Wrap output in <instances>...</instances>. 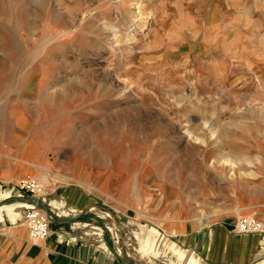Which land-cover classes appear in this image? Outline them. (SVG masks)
<instances>
[{
	"label": "rangeland",
	"instance_id": "374dc122",
	"mask_svg": "<svg viewBox=\"0 0 264 264\" xmlns=\"http://www.w3.org/2000/svg\"><path fill=\"white\" fill-rule=\"evenodd\" d=\"M0 126L130 215L261 207L264 0H0Z\"/></svg>",
	"mask_w": 264,
	"mask_h": 264
},
{
	"label": "crops",
	"instance_id": "0c3cea01",
	"mask_svg": "<svg viewBox=\"0 0 264 264\" xmlns=\"http://www.w3.org/2000/svg\"><path fill=\"white\" fill-rule=\"evenodd\" d=\"M43 156L21 139L0 146V264H264V233L234 230L238 218L250 212L264 222V205L241 206L204 225L163 224L130 215L121 194L113 205L79 181L50 180L55 187L39 198L57 222L34 244L23 220L31 204L18 201L28 197L18 184L29 176L44 177Z\"/></svg>",
	"mask_w": 264,
	"mask_h": 264
},
{
	"label": "built area",
	"instance_id": "2783aa9c",
	"mask_svg": "<svg viewBox=\"0 0 264 264\" xmlns=\"http://www.w3.org/2000/svg\"><path fill=\"white\" fill-rule=\"evenodd\" d=\"M18 186L25 194L29 195L30 197H40L43 195V188L38 186V184L32 180H22L19 182ZM52 215L53 217L55 216L54 213H52ZM23 220L25 221L26 228L28 229L30 240L34 244H37L48 237L51 231L52 221L49 220L47 215L40 209L29 206L24 214ZM234 230L242 234H263L264 223L253 215L241 216L238 218L237 223L234 226Z\"/></svg>",
	"mask_w": 264,
	"mask_h": 264
},
{
	"label": "water",
	"instance_id": "95a60500",
	"mask_svg": "<svg viewBox=\"0 0 264 264\" xmlns=\"http://www.w3.org/2000/svg\"><path fill=\"white\" fill-rule=\"evenodd\" d=\"M18 201L30 203L31 204L30 206L36 207L40 209L43 213H45L47 217L49 218V220H51L52 222H57V219L53 217L46 203H43L39 197H27V198L23 197L19 199ZM126 264H131V263L126 262Z\"/></svg>",
	"mask_w": 264,
	"mask_h": 264
},
{
	"label": "bare ground",
	"instance_id": "6f19581e",
	"mask_svg": "<svg viewBox=\"0 0 264 264\" xmlns=\"http://www.w3.org/2000/svg\"><path fill=\"white\" fill-rule=\"evenodd\" d=\"M7 3V2H6ZM57 15V14H56ZM61 18H62V16H61ZM62 20V19H61ZM7 30V29H6ZM14 39H16V37L14 38ZM16 42V41H15ZM23 49V48H22ZM18 50V49H17ZM21 52V51H20ZM17 54V53H16ZM3 110V109H2ZM1 110V111H2ZM11 114V113H10ZM4 116V115H3ZM15 119V118H14ZM19 126V125H18ZM1 127V126H0ZM4 128V127H3ZM96 128V127H95ZM7 130V129H6ZM97 130V129H96ZM100 130H101V128H100ZM100 133V132H99ZM39 168V167H38ZM26 180H32V181H34L35 183H37L38 184V186H40V187H46L45 185L46 184H48V183H50V181H49V179L48 178H46L45 176L44 177H38L37 179H29V178H26V179H23V181H26ZM22 181V180H21ZM64 182V181H63ZM93 190V189H92ZM242 208H240L239 210H241ZM251 213V212H250ZM211 217V216H210ZM257 217V216H256ZM258 218V217H257ZM200 220V222H201V219H199ZM260 220V219H259ZM261 221V220H260ZM262 222V221H261ZM264 223V222H263ZM173 225V224H172ZM168 226V225H167ZM171 227V226H170Z\"/></svg>",
	"mask_w": 264,
	"mask_h": 264
}]
</instances>
